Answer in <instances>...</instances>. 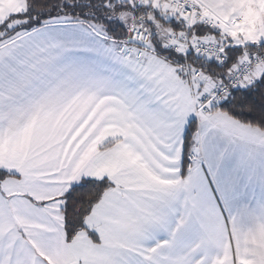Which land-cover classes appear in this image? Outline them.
Returning <instances> with one entry per match:
<instances>
[{"label":"snow or ice","instance_id":"1","mask_svg":"<svg viewBox=\"0 0 264 264\" xmlns=\"http://www.w3.org/2000/svg\"><path fill=\"white\" fill-rule=\"evenodd\" d=\"M0 264H264V0H0Z\"/></svg>","mask_w":264,"mask_h":264}]
</instances>
